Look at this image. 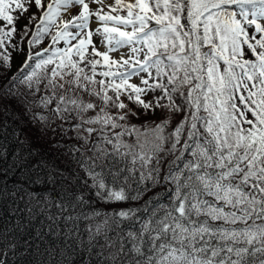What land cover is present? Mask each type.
<instances>
[{
    "label": "snow or ice",
    "instance_id": "obj_1",
    "mask_svg": "<svg viewBox=\"0 0 264 264\" xmlns=\"http://www.w3.org/2000/svg\"><path fill=\"white\" fill-rule=\"evenodd\" d=\"M0 264H264V0H0Z\"/></svg>",
    "mask_w": 264,
    "mask_h": 264
},
{
    "label": "trees",
    "instance_id": "obj_2",
    "mask_svg": "<svg viewBox=\"0 0 264 264\" xmlns=\"http://www.w3.org/2000/svg\"><path fill=\"white\" fill-rule=\"evenodd\" d=\"M21 60H22V57H17V58H16V61H15V65L18 66V65L20 64ZM137 123H139V122H137ZM25 131H29V129L26 128ZM30 134H32L33 137H35V135H36L35 132H34V130H31ZM158 190H159V189H156V190H154V191H158ZM151 195H153V192H149V193H148V196H151ZM148 196H145L144 199H147Z\"/></svg>",
    "mask_w": 264,
    "mask_h": 264
}]
</instances>
